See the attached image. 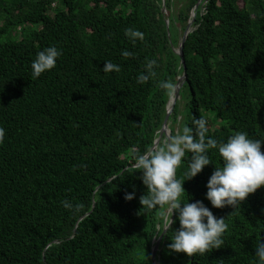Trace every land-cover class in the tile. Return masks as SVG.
Listing matches in <instances>:
<instances>
[{
	"label": "trees",
	"instance_id": "trees-1",
	"mask_svg": "<svg viewBox=\"0 0 264 264\" xmlns=\"http://www.w3.org/2000/svg\"><path fill=\"white\" fill-rule=\"evenodd\" d=\"M195 12L183 127L204 117L218 141L240 131L264 139V0H0V264H153L163 210L142 208L146 186L133 165L160 136L170 99L159 82L184 74L176 49ZM129 27L144 41L129 40ZM49 46L63 55L33 79L32 62ZM152 59L157 75L138 84ZM105 61L120 71L105 73ZM209 155L214 164L197 177L187 180L191 153L176 175L185 200L226 219L225 245L188 257L168 248L170 230L159 261L258 264L264 188L237 209L213 207L207 184L222 161L215 149ZM66 199L79 210L65 209Z\"/></svg>",
	"mask_w": 264,
	"mask_h": 264
},
{
	"label": "clouds",
	"instance_id": "clouds-1",
	"mask_svg": "<svg viewBox=\"0 0 264 264\" xmlns=\"http://www.w3.org/2000/svg\"><path fill=\"white\" fill-rule=\"evenodd\" d=\"M125 35L133 43L137 39H145V33L131 27L125 30ZM62 55L56 46L38 52L31 65L32 78L38 79L45 72L53 70ZM122 55L127 58L133 53L125 50ZM105 62V73L120 71L119 65ZM158 67L156 59L148 61L144 72L137 77V83L144 84L154 78ZM159 87L169 99L174 98L179 90V85L173 80H161ZM192 123L194 127L185 126L176 135L162 134V140L144 154L136 155L133 167L135 172L142 173L140 178L146 186V193L140 198L142 208L147 211L163 210V233L170 230L174 233L168 248L188 257H203L225 245L224 235L228 224L225 218H217L203 201L190 202L192 198L185 200V181L177 178V170L186 155L191 153L186 175L187 180L193 179L205 167L214 164L209 152L217 150L222 163L215 164L207 184L206 199L218 209L228 206L237 209L250 195L264 188V139H254L247 132L240 131L226 141H218L210 137L206 118L194 119ZM5 137L6 131L0 127V145H3ZM125 198L128 201L135 199V192L126 193ZM62 206L70 211L79 210V206L67 199L62 201ZM174 215L176 220L173 219ZM177 220L179 228L172 230ZM255 249L258 264H264V239L255 242Z\"/></svg>",
	"mask_w": 264,
	"mask_h": 264
},
{
	"label": "water",
	"instance_id": "water-1",
	"mask_svg": "<svg viewBox=\"0 0 264 264\" xmlns=\"http://www.w3.org/2000/svg\"><path fill=\"white\" fill-rule=\"evenodd\" d=\"M200 2L197 4L196 9H198V7L200 6ZM164 10H165V7H164ZM195 19H196V12L194 13L193 19L189 22L187 30L185 31L184 35L182 36L179 48L176 49V52L180 55V57L182 59V64L184 66L185 72L178 79L177 84L179 85V90H178L176 96L174 98L170 99V101H169L168 108H167V114H166V117H165V121H164L163 127H162L161 132H160V136L157 139V141H160L162 139V134L165 135V136L169 135V134L170 135L172 134V130L170 128L169 122H170L171 117L174 114L175 107H176L177 103L179 102V100L181 98V93H182L183 87H184L185 83L188 80L187 64H186L184 46H185V42H186V40L188 38L189 33L194 30L193 23H194ZM174 217H175V215L173 216V219H174ZM167 232L168 231H165L164 233L162 232V234L156 240L155 246L153 248V264H161L160 261H159V250H160L161 242L165 238V235L167 234Z\"/></svg>",
	"mask_w": 264,
	"mask_h": 264
},
{
	"label": "rangeland",
	"instance_id": "rangeland-1",
	"mask_svg": "<svg viewBox=\"0 0 264 264\" xmlns=\"http://www.w3.org/2000/svg\"><path fill=\"white\" fill-rule=\"evenodd\" d=\"M3 22L2 18H0V24ZM39 25H28L27 27V31L28 30H31V29H36L38 28ZM26 31V32H27ZM25 32V33H26ZM12 34V33H10ZM18 34H21L22 33L20 31H18ZM12 37L14 38L15 37V34L12 35ZM191 97V94H190V91L187 89L185 90L182 94H181V98L179 100V103H178V111H179V116L177 119H174V118H171L170 119V128H173L176 130V132H180V129H182L184 123H185V120L187 118V102H188V99Z\"/></svg>",
	"mask_w": 264,
	"mask_h": 264
}]
</instances>
